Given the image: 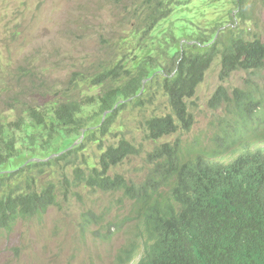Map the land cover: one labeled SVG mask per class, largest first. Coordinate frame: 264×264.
I'll return each mask as SVG.
<instances>
[{"label":"rangeland","instance_id":"obj_1","mask_svg":"<svg viewBox=\"0 0 264 264\" xmlns=\"http://www.w3.org/2000/svg\"><path fill=\"white\" fill-rule=\"evenodd\" d=\"M141 1L0 0V121L8 126L7 134L18 140L16 157L2 175L25 169L26 176L29 165L61 155L81 144L83 135L59 137L54 150L42 152V141L30 142V135L40 130L23 129L24 121L31 126L35 124L29 118L28 108L36 107L50 114L53 103L69 93L68 89H73L70 82L74 73L81 71L86 76L85 82H76V98L86 102L92 98L96 102L102 87L94 86L93 78L103 74L107 66L117 65L132 48H137L140 57L148 50L147 54L153 58L159 55V45L166 43L178 48L183 43L191 47L201 45V52L207 46L200 44V39L215 37L217 29L220 32L230 30L234 35L244 32L252 39L264 41V0H249L244 17L239 16L235 0H184L188 4L176 6L171 17L152 31V38L137 32L139 24L135 10ZM144 45H147L146 51L141 50ZM127 60L128 66L138 62ZM160 61L168 60L161 58ZM219 73L220 61L217 60L196 96L188 102L196 121L192 132L186 136L188 140L199 139L203 145L212 140L219 125V113L211 100L220 87L232 94L253 78L256 85L264 89V70L256 76L237 72L227 81H222ZM161 76L159 73L154 80L159 84L149 85L145 108L130 105L116 117L111 134L104 138L105 144H117L121 139L133 142V137L140 136L134 118L142 120L170 112L167 98L160 90ZM96 107L94 104L86 108L89 116ZM88 121L94 123L90 126H98L99 120ZM19 122L22 128L16 129ZM170 141L171 137L163 140ZM68 146L71 148L66 149ZM152 148L153 145H147V149ZM90 149L97 147L89 145L87 150ZM237 154L238 148H234L220 160L233 161ZM145 163L143 157L129 158L113 169L112 174L141 182L146 176ZM45 170L38 174L41 186L57 180L62 171L58 167ZM10 177L14 180L0 189V196L9 192L10 185L18 183L15 180L23 179V172ZM58 203L45 216L20 221L11 232L0 236V264H115V260L119 264V251L133 232L127 224L120 230L116 226L129 211V201L124 194L81 189L68 198L60 196ZM88 212L102 216L103 223L83 233L81 223Z\"/></svg>","mask_w":264,"mask_h":264},{"label":"trees","instance_id":"obj_2","mask_svg":"<svg viewBox=\"0 0 264 264\" xmlns=\"http://www.w3.org/2000/svg\"><path fill=\"white\" fill-rule=\"evenodd\" d=\"M235 1L240 10L239 16L244 17V8L249 0ZM187 4L188 2L184 0H142L135 10V19L139 24L137 32L139 31L143 37L148 35V38H152V31L171 17L176 6L183 7ZM215 34L217 35L209 40L200 39L199 43L207 46L201 52V45L191 47L183 43L178 48L169 47L166 43L159 45L157 48L159 55L153 58L147 54V45L141 46V50L146 51L144 57L136 53L137 48H132L117 65L107 66L103 74L93 78L92 84L102 87V93L96 102L92 101V98L89 99L90 102L76 98L78 88L76 82L86 81L85 73L79 71L72 75L70 86L73 89H68L69 93L53 103L50 114L36 107L28 108L29 118L35 124L31 126L24 121L23 129L40 130L39 133L34 131L30 135V142L36 144L42 141V152L54 150L59 137L81 136L85 132V139L70 151L61 155L55 154L58 156H49L43 162L29 165L26 176L25 169L10 173L11 175L23 172V179L15 180L18 183L10 185L9 192H4L0 196V236L4 232H11L20 221L45 216L51 207L59 205L60 196L68 198L81 189L103 194L124 191L125 195L134 201V196L139 197L137 191L146 185L144 205H147L149 201L147 198L150 199L152 196L148 194V188L154 193L164 186L172 191L175 201L181 204L182 213L177 216L172 206L168 207L163 216L152 213L148 221V226L153 230L150 232L163 234L173 229L181 230L188 240L198 242L209 254L212 250L210 235L198 223L199 219L204 213L218 210L226 204L232 207L234 214L238 213L244 205L246 186L254 180L264 182V156L256 155L241 159L233 165L224 167L206 161L193 164L169 163L164 159L165 154H153L148 162L155 166L152 165L153 169L145 181L137 185L131 184L121 175L112 178L109 173L128 158L139 156L138 148L126 139L108 145L105 144L104 138L111 134L116 117L130 106L133 100H137L136 106L144 105L143 95L151 85L159 84L154 81L159 73H162L160 87L168 97L171 114L152 116V119L144 122L153 141H159L176 132L180 126L189 128L193 122V114L190 112L188 101L195 97L198 87L205 81L207 73L217 60L220 61L219 77L222 81H227L236 72L256 76L264 70V41L261 38L252 39L249 35H244V32L234 35L230 30L220 32L217 29ZM126 58L131 60V63L133 61L139 63L128 66L129 61ZM161 58L168 61L162 63ZM250 81L247 86L235 89L232 94L227 88L220 87L211 101L216 111L224 109L218 124L224 122V128L233 127L236 133L242 132L250 121H253L255 130L264 127V111H251L250 104L256 95L264 99V89L259 88L253 78H250ZM94 104L97 107L89 116L86 108ZM258 113H262L263 118L259 117ZM231 115L235 118L230 119ZM89 119L99 120L96 123L98 126H90L94 123H90ZM21 128V122L16 124V129ZM8 131V126L0 121V189L3 186L7 187L11 179L14 180L10 175L1 173L10 166L17 154L18 140L7 134ZM233 136L234 134H225L219 139L228 140ZM89 145H95L97 149L87 150ZM166 149L168 146L160 147L157 151ZM88 151L90 155L84 154ZM96 152L98 153L95 154ZM98 155V163L90 164ZM46 167L61 168V175L57 180L41 186L38 174L46 172ZM212 169L233 172L236 178L220 191H216L203 183L215 177ZM195 184H199L202 195L210 199L207 204H196L188 198L186 192ZM140 215L142 216L141 212ZM94 224H100L99 217L88 212L81 223V230L86 232ZM238 227H241L239 221ZM121 253L128 259L135 251L128 246ZM141 264H173V259L159 247H154L148 250ZM256 264H264V251L259 253Z\"/></svg>","mask_w":264,"mask_h":264},{"label":"clouds","instance_id":"obj_3","mask_svg":"<svg viewBox=\"0 0 264 264\" xmlns=\"http://www.w3.org/2000/svg\"><path fill=\"white\" fill-rule=\"evenodd\" d=\"M250 82L249 78L245 86H247ZM160 90L164 93L169 104L170 112L167 114H171L168 97L161 87ZM147 92L144 93L142 98L144 105L136 106L135 101L137 100H133L130 105L145 108V105L148 102V100L145 99ZM250 104L251 111H264V99H262L260 95H256ZM126 108H130V106H127ZM223 110L224 109L218 110L219 118L223 116ZM258 116L263 118L262 113H258ZM233 118H235V116L231 115L230 119ZM150 119L152 118L149 117L142 120L134 118L136 121V129L139 131L140 136L133 137V142L126 139L133 143L140 151L139 156L133 157H143L146 162V176L143 181L133 182L126 179L131 184L139 185L145 181L147 175L153 169V166H155L154 164H152V166L148 162L149 158L153 154H165L164 159L169 163L193 164L206 161L212 165L215 164L224 167L233 165L241 159H246L256 155L264 156V127H261L260 130H255L253 121H250V123L244 127L242 132L237 133L233 127L224 128L225 124L223 122L221 125H218V128L213 134L212 140H207V145H203L199 139L188 140L186 138V136L192 132L196 124L194 115L193 122H191L189 128L186 129L180 126L176 132H172L170 135L159 139V141H153L150 139V131L144 124V122H147ZM177 123H180L179 120H177ZM225 134H234V136L228 140L219 139ZM82 135L84 140L85 132L82 133ZM167 137H171V141L163 142L164 138ZM139 140L141 142L137 144ZM149 144L153 145L151 150L147 149V145ZM166 146H168V149L157 151L158 148H165ZM70 148L71 147L68 146L66 149ZM234 148H238V154L235 156L233 161L223 162L220 160V158L228 154L229 151ZM98 160L99 155L96 159L94 158L91 160L90 164L94 163L95 165L98 163ZM113 169L109 173L112 178L119 175L112 174ZM212 170L215 173V177L211 180L203 181V183L207 187L214 188L216 191H220L236 178V174L233 172H228L226 170L220 171L216 169ZM145 186L137 191L139 192V197L134 196V201L129 199L125 195L124 191H118L122 192L129 201V211L124 219L120 223L116 224V226L119 230L126 224L127 226L133 228L130 239L127 241L124 248L130 246L135 251L134 255L127 259L126 256L121 253L124 249L122 248L118 254L119 264H133L136 261V264H141L145 260L148 250L154 247H159L166 253L170 254L173 259V264H256V259L259 253L264 251L263 181L254 180L246 186L244 205L239 209L238 213L234 214L232 207L226 204L225 207H221L215 211H208L201 216L198 223L210 235L212 250L209 254L204 251L198 242L188 240L181 230L173 229L163 234H154L153 232H150L153 230L148 226V221L152 213L163 216L168 207L172 206L176 215L179 216L182 213V206L175 201L172 196V191L164 186H161L154 193H152L153 191L148 188L147 192L148 194H152V196L150 199L147 198L149 200L148 204L144 205V194L146 191ZM200 188L201 186L199 184H195L193 188H188L186 194L188 198L196 204H207L210 199L202 195ZM133 206H135V209H133ZM85 215L86 214H84L83 219ZM97 217H99L100 224H94L92 226L99 227L103 223V217ZM238 221L241 227H238ZM92 226H90L87 231L83 233H87ZM115 264H117V260H115Z\"/></svg>","mask_w":264,"mask_h":264}]
</instances>
